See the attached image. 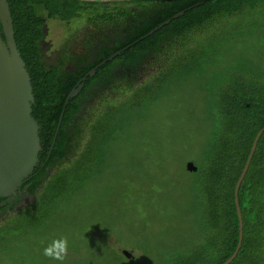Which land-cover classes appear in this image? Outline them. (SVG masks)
<instances>
[{
  "label": "trees",
  "instance_id": "trees-1",
  "mask_svg": "<svg viewBox=\"0 0 264 264\" xmlns=\"http://www.w3.org/2000/svg\"><path fill=\"white\" fill-rule=\"evenodd\" d=\"M6 1L14 39L31 79L35 101L32 117L38 123L41 150L37 166L13 200L0 198V258L11 245L21 246L39 233L53 214L67 205L69 198L72 202L101 176L110 148L118 139L134 136L132 122L163 90L178 79L204 76L207 126L199 157L191 161L196 171L186 169L190 176V206L186 212L196 227L194 237L182 246L157 254L135 248L141 251L140 257L132 255L128 259L113 250V254H90L67 264H223L238 244L235 185L254 138L264 128V61L238 59L233 64L218 66L215 60H219L228 42L259 28L254 19L264 18V0L125 4ZM198 3L201 4L197 6ZM42 10L50 18L80 19L96 31L100 27L111 30L115 45L107 50L105 58L123 51L120 59L129 63L144 58V53L159 43L178 46L180 52L143 83L134 88L127 83L130 91L122 99L104 100L86 124L87 115L80 118L79 99L67 101V96L76 85L83 84L82 90L94 85L89 79L86 83L81 80L93 66H76L74 73L66 74L69 82L65 85L57 66L44 65L38 46ZM180 11L184 15L173 19ZM169 19V24L149 34ZM21 195L32 199L22 203ZM238 202L243 238L230 264H264V132L240 185ZM135 203L139 205L135 211L146 223L148 203L140 197ZM146 238L141 235L142 240L147 241Z\"/></svg>",
  "mask_w": 264,
  "mask_h": 264
},
{
  "label": "rangeland",
  "instance_id": "rangeland-1",
  "mask_svg": "<svg viewBox=\"0 0 264 264\" xmlns=\"http://www.w3.org/2000/svg\"><path fill=\"white\" fill-rule=\"evenodd\" d=\"M254 23L259 28L228 42L221 50L219 60H215L218 66L233 64L238 59L264 61V18L259 16ZM53 24L55 49L66 45L76 50L86 29L85 22L76 20L70 26ZM71 34L74 41L66 44ZM178 52V46H170L160 56L149 59L128 84L134 88L156 75L171 58L178 57ZM46 59L52 62L55 57ZM205 82L204 76L186 77L163 90L132 122L134 136L118 139L110 148L101 176L72 202L69 198L67 205L58 209L39 233L21 246L11 245L0 264H59L46 258L43 250L61 237H67L69 242L64 264L90 254H113V250L119 254L127 250L134 257L141 255L135 248L157 254L193 238L196 227L186 212L190 206V176L185 166L197 160L204 140L208 98ZM128 84H112L99 100L88 105L84 114L86 124L104 100L117 102L128 95ZM139 197L148 203L146 223L135 211L139 209L135 203ZM31 199L27 195L21 197L22 203Z\"/></svg>",
  "mask_w": 264,
  "mask_h": 264
},
{
  "label": "water",
  "instance_id": "water-1",
  "mask_svg": "<svg viewBox=\"0 0 264 264\" xmlns=\"http://www.w3.org/2000/svg\"><path fill=\"white\" fill-rule=\"evenodd\" d=\"M164 1L172 0H73V2L83 4ZM200 4L198 3L197 6ZM183 15L184 11H180L172 18L177 19ZM170 21L171 19L159 24L149 34L169 24ZM89 75L92 76L93 73ZM81 80L85 81V77ZM82 88L83 84H80L71 89L67 101L77 96ZM34 103L31 79L14 39L9 5L6 0H0V198L13 200L17 191L38 164L41 144L38 123L32 117V105ZM263 132L264 128L254 138L247 161L235 185L234 200L239 227L238 244L235 251L223 264H230L241 246L243 223L238 202V191ZM185 167L188 171H196V167L191 161L187 162ZM122 254L128 259L132 257V254L127 250H122Z\"/></svg>",
  "mask_w": 264,
  "mask_h": 264
},
{
  "label": "flooded vegetation",
  "instance_id": "flooded-vegetation-1",
  "mask_svg": "<svg viewBox=\"0 0 264 264\" xmlns=\"http://www.w3.org/2000/svg\"><path fill=\"white\" fill-rule=\"evenodd\" d=\"M39 16L41 17L38 37L40 56H42V61L45 66L49 67L54 65L60 69V73H62L60 77L63 79L61 83L66 85L69 82V80H66L68 77L66 74L68 72L74 73V68L76 66H81L80 68L82 69L88 65L93 66V69L86 74L85 81L82 82L86 83V80L89 79L94 82V85L85 90L81 89L78 95L74 97L79 99L80 118L87 113L86 107L96 100H99V97L108 90L112 84L131 82L136 77L142 64L155 56H160L168 49L166 44H155V47L150 48L149 51L144 53V58H139L129 63H125L120 59L124 53L123 51L112 54L110 56L111 59L110 57L105 58L104 56L107 50L114 48L115 45V38H113L112 31L105 27H100L99 31L86 27V29L83 30L84 33L82 38L77 41L78 48H76V50L73 48L70 49V47L67 48L66 45L56 50L55 43L52 39L55 27L53 23L58 22L70 26L76 20L80 19H70L66 21L58 18H50L43 10ZM72 37L71 34L66 44L70 42L71 44L73 43L74 40ZM110 39L111 44L107 45ZM92 43L96 46L92 47ZM51 55L55 57L52 62L46 59L51 57ZM77 72H80V69H78ZM91 73H93L92 76L89 75ZM68 125L71 128V120Z\"/></svg>",
  "mask_w": 264,
  "mask_h": 264
},
{
  "label": "clouds",
  "instance_id": "clouds-1",
  "mask_svg": "<svg viewBox=\"0 0 264 264\" xmlns=\"http://www.w3.org/2000/svg\"><path fill=\"white\" fill-rule=\"evenodd\" d=\"M69 251V242L67 237H61L54 239L47 247L43 250V255L54 261H58L59 264H64L67 259Z\"/></svg>",
  "mask_w": 264,
  "mask_h": 264
}]
</instances>
